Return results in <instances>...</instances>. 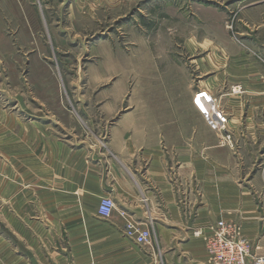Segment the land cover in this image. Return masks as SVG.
Wrapping results in <instances>:
<instances>
[{
  "label": "crops",
  "instance_id": "1",
  "mask_svg": "<svg viewBox=\"0 0 264 264\" xmlns=\"http://www.w3.org/2000/svg\"><path fill=\"white\" fill-rule=\"evenodd\" d=\"M241 19L257 25L255 34L243 38L242 51L210 52L200 76L209 75L198 78L193 94L182 73L181 88L106 103L105 117L118 116L96 155L91 145L55 140L40 120L24 122L0 107V157L11 163L0 159V218L16 241L14 248L0 236V264H212L205 240L219 220L235 223L250 241L248 264L264 256V165L255 169L245 152L251 117L227 120L221 132L192 116L195 93L219 95L230 84L242 85L251 108L264 109V3L243 8ZM241 125L250 134L237 139V166L220 141ZM105 195L115 209L101 219ZM129 224L180 249L156 259L150 243L125 236Z\"/></svg>",
  "mask_w": 264,
  "mask_h": 264
},
{
  "label": "rangeland",
  "instance_id": "2",
  "mask_svg": "<svg viewBox=\"0 0 264 264\" xmlns=\"http://www.w3.org/2000/svg\"><path fill=\"white\" fill-rule=\"evenodd\" d=\"M253 3L264 0H0V107L24 122L40 120L58 141L91 145L96 155L118 116L105 117L106 103L117 95L130 103L136 92L181 88L182 73L193 94L198 78L209 75L200 76L210 52L230 45L242 51L243 38L250 29L255 34L257 25L248 28L241 19ZM236 85L207 93L208 117L195 101L201 91L195 93L192 116L217 122L215 112L223 113L224 131L227 120L251 117L253 137L241 125L238 135L226 132L219 141L239 166L237 139L248 137L245 152L257 169L264 165V109L251 108L243 89L233 94ZM0 159L10 167V158ZM6 230L0 218V236L15 248ZM151 236L156 259L180 249Z\"/></svg>",
  "mask_w": 264,
  "mask_h": 264
},
{
  "label": "built area",
  "instance_id": "3",
  "mask_svg": "<svg viewBox=\"0 0 264 264\" xmlns=\"http://www.w3.org/2000/svg\"><path fill=\"white\" fill-rule=\"evenodd\" d=\"M231 92L233 94L240 93L242 92V88L239 85H236V87L231 88ZM201 93H197V99L205 101V104L209 106L208 103L212 102V99L206 96L198 97ZM211 105L214 106V104ZM211 110H213V108H211ZM201 111L206 117L210 116L209 111L203 109H201ZM215 113L218 116L217 122L208 119V124L211 128L223 132L225 129L226 118L223 113ZM225 137L227 138V136L223 135L222 140H225ZM114 207L115 203L113 198L109 195H105L99 200L97 205V215L101 219L108 218L114 211ZM124 234L135 243L139 244L150 243L152 238L149 228L135 227L130 224L126 226ZM250 248V241L244 235L239 233L237 225L226 220H219L215 225L214 231L205 240V249L207 250L209 261L212 262V264H248L251 254ZM263 261L264 256L258 255L253 259V264H260Z\"/></svg>",
  "mask_w": 264,
  "mask_h": 264
},
{
  "label": "bare ground",
  "instance_id": "4",
  "mask_svg": "<svg viewBox=\"0 0 264 264\" xmlns=\"http://www.w3.org/2000/svg\"><path fill=\"white\" fill-rule=\"evenodd\" d=\"M204 96L209 97L205 93L199 94L198 97H204ZM196 101L198 102V104H199V106H200L201 109L208 111L207 110V105L205 104L206 103L205 101H202V100H199V99H196Z\"/></svg>",
  "mask_w": 264,
  "mask_h": 264
}]
</instances>
